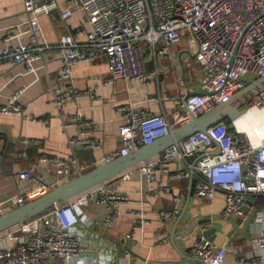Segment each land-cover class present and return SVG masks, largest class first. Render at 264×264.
<instances>
[{"label":"built area","instance_id":"1","mask_svg":"<svg viewBox=\"0 0 264 264\" xmlns=\"http://www.w3.org/2000/svg\"><path fill=\"white\" fill-rule=\"evenodd\" d=\"M55 9V0H23L28 39L11 45L8 40L13 34L8 32L2 46V53L11 57L12 65L34 58L41 33L39 17ZM76 9L84 13L86 26H77L73 33L62 34L58 39L59 82L68 81L74 65L103 57L109 74L107 81L122 79L146 84L156 77V72L144 67L140 44L143 40L152 45L162 41L159 52L164 54L171 44L184 38L187 53L202 71L197 90L185 88L173 99L183 112L176 110L172 117L131 103L118 105L117 137L121 144L103 161L150 144L187 123L191 115L209 111L242 90L249 81L264 75V0H64L60 20L64 21ZM77 35H83L84 40L79 41ZM19 92L0 103V115L22 113L17 100ZM53 94L55 103L64 107L78 92L72 85H59ZM242 107L243 113L264 108V88ZM82 116L77 108L63 126L78 127L79 136L69 139L72 147L92 149L97 146L91 138L94 122ZM38 162L52 165L62 182L80 170L72 154L42 153ZM129 174L137 175L146 184L162 175L167 182L162 189L165 193L170 192L172 183L180 180H191L193 196L205 201L221 193L220 219H233L239 231L247 221L250 236L226 244L216 243L204 234L213 229L215 220L196 217L198 232L189 246V255L203 264H224L229 254L236 255V264H264V140L254 143L234 121L216 122L142 161L125 178ZM15 177L29 184L19 191L0 195V214L45 194L55 185L29 170L19 171ZM129 200L128 192L104 182L25 220L19 226L21 236H13L11 232L0 236V264H52L56 259L61 264H109L108 257L94 252L87 244L79 225L88 228L99 224L111 229L121 215V206ZM174 200L178 197L174 196ZM92 202L105 206L103 218L96 220L86 213ZM178 211L177 205L172 209L159 208L157 215L166 221L176 218ZM125 214L134 220L132 232L126 233L125 238H137L135 231H142L148 221L147 213L142 208H127ZM166 240L162 237V242Z\"/></svg>","mask_w":264,"mask_h":264},{"label":"crops","instance_id":"2","mask_svg":"<svg viewBox=\"0 0 264 264\" xmlns=\"http://www.w3.org/2000/svg\"><path fill=\"white\" fill-rule=\"evenodd\" d=\"M57 9L49 15H41L37 50L29 62L11 64V57L2 53L5 35L13 34L8 40L11 45L25 43L27 21L23 13V0H0V103L14 92L20 91L17 100L21 114L0 115V195L25 188L29 183L19 182L15 174L29 170L55 185L62 181L52 165H42L38 157L42 153L73 154L80 168L90 169L103 161V157L115 151L121 144L117 137L120 122L116 107L133 104L152 112H164L168 117L180 109L173 99L183 89L197 90L202 71L193 56L187 53L186 41L171 44L168 52L161 54L162 41L152 45L140 42L144 67L155 71L156 77L146 84L116 79L107 81L109 76L106 60L101 57L92 63L73 66L67 82H59L56 71L59 66L57 42L60 35L73 33L75 27L86 26L84 13L74 10L64 21L60 10L64 0H55ZM83 41V35L76 36ZM32 66V69H30ZM59 85H72L78 95L64 107L54 101L53 89ZM83 113L82 119L92 120L94 129L91 138L97 143L92 149L71 146L69 139L79 136L78 127L64 123L70 121L76 109ZM29 140L25 142L24 140ZM124 173L109 181L112 187L125 190L130 195L129 203L121 206V215L116 225L103 228L99 224L80 229L91 249L109 258V264H203L189 255V246L198 232L196 217H212L215 221L208 235L219 244H226L244 234L236 228L233 219H220L223 196L217 193L210 201L193 196L189 180L172 183L170 192L162 191L167 184L162 175H157L150 184L137 175ZM174 196L178 200H174ZM178 206V215L171 220H162L157 215L159 208L172 209ZM127 208H142L148 221L142 231H135L137 238H125L132 232L134 220L125 214ZM94 219L106 214L105 206L90 203L85 209ZM241 230V229H240ZM246 238L250 231L245 232ZM172 234V236H171ZM166 237V242H162ZM250 247H247L249 249ZM61 264V263H56ZM224 264H236V255L229 254Z\"/></svg>","mask_w":264,"mask_h":264},{"label":"water","instance_id":"3","mask_svg":"<svg viewBox=\"0 0 264 264\" xmlns=\"http://www.w3.org/2000/svg\"><path fill=\"white\" fill-rule=\"evenodd\" d=\"M263 88L264 75L249 81L242 90L233 94L228 100L215 105L209 111L200 115H191L187 123L174 127L169 133L155 139L150 144L141 145L126 155L95 164L88 170L78 172L71 179L52 186L45 194L34 199H27L0 214V236L7 232H11L13 236H21L19 226L23 221L39 216L52 207L83 194L95 185L109 182L129 172L142 161L159 155L170 144L179 142L194 132L205 131L208 126L220 121L225 124L231 123L244 112L242 106ZM190 188L191 180L188 194H190ZM210 233L206 231L204 234L208 236Z\"/></svg>","mask_w":264,"mask_h":264},{"label":"bare ground","instance_id":"4","mask_svg":"<svg viewBox=\"0 0 264 264\" xmlns=\"http://www.w3.org/2000/svg\"><path fill=\"white\" fill-rule=\"evenodd\" d=\"M233 121L235 122V125L238 127V129L240 131H243L247 135L251 136L254 143H258L259 141L264 140V108L248 110L247 112L242 113L241 115L236 117ZM82 149H84V148H82ZM88 149H90V148H88ZM77 163H78V161H77ZM78 166H79V163H78ZM79 168H80V166H79ZM82 171L83 170L80 168V170L78 172H82ZM77 173H75L72 177L76 176ZM71 178H69V179H71ZM63 182H65V181H63ZM98 185H100V184H98ZM98 185H95L94 187H92L90 189H93ZM90 189H88V190H90ZM88 190H86V191H88ZM71 199H73V198H71Z\"/></svg>","mask_w":264,"mask_h":264},{"label":"rangeland","instance_id":"5","mask_svg":"<svg viewBox=\"0 0 264 264\" xmlns=\"http://www.w3.org/2000/svg\"><path fill=\"white\" fill-rule=\"evenodd\" d=\"M252 79V76H250L249 77V80H251ZM85 170H87V169H84V171ZM253 219V213L251 214V220ZM241 231V233H243L244 232V234L242 235V237H239L238 239H245L246 238V236H247V234L245 233V232H247L248 231V222L246 221L245 223H244V226H243V228L240 230ZM60 263L61 261H60V259H56V260H54L53 262H52V264H56V263Z\"/></svg>","mask_w":264,"mask_h":264},{"label":"trees","instance_id":"6","mask_svg":"<svg viewBox=\"0 0 264 264\" xmlns=\"http://www.w3.org/2000/svg\"><path fill=\"white\" fill-rule=\"evenodd\" d=\"M2 137H0V149H1V147H2Z\"/></svg>","mask_w":264,"mask_h":264}]
</instances>
